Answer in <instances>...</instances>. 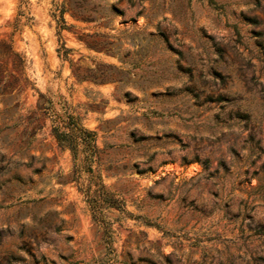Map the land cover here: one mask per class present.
<instances>
[{
  "label": "rangeland",
  "instance_id": "374dc122",
  "mask_svg": "<svg viewBox=\"0 0 264 264\" xmlns=\"http://www.w3.org/2000/svg\"><path fill=\"white\" fill-rule=\"evenodd\" d=\"M0 264H264V0H0Z\"/></svg>",
  "mask_w": 264,
  "mask_h": 264
},
{
  "label": "trees",
  "instance_id": "16d2710c",
  "mask_svg": "<svg viewBox=\"0 0 264 264\" xmlns=\"http://www.w3.org/2000/svg\"><path fill=\"white\" fill-rule=\"evenodd\" d=\"M57 125L53 127V134L57 138L59 144L64 148H70L74 154H77L78 145L80 143L84 146H90L93 150L96 149L94 144L95 132L85 128L79 121L78 116L72 114L67 115V119L58 115ZM110 204L115 205L116 200L112 196H108Z\"/></svg>",
  "mask_w": 264,
  "mask_h": 264
}]
</instances>
